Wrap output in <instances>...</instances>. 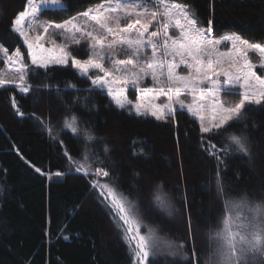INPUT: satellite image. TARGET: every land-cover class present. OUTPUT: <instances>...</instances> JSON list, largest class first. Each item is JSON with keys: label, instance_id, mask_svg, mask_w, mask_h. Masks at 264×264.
I'll list each match as a JSON object with an SVG mask.
<instances>
[{"label": "trees", "instance_id": "obj_1", "mask_svg": "<svg viewBox=\"0 0 264 264\" xmlns=\"http://www.w3.org/2000/svg\"><path fill=\"white\" fill-rule=\"evenodd\" d=\"M62 1L66 10L46 8L41 16L62 23L104 2ZM173 1L191 7L199 22L212 25L218 36L237 33L250 42L264 43V0ZM26 7L27 0H0V46L11 54L17 49L28 54L22 38L12 30ZM74 55L88 59L87 52ZM35 71L29 76V93L12 86L0 89V264H132L101 196L85 176L71 173L70 158L82 159L87 150L121 192L140 201L145 213L158 186L169 192L180 210V223L163 220L164 229L185 242L189 257L194 244L199 264H204L208 228L224 209L223 199L216 195L217 163L207 149L215 143L223 155L228 136L239 134L241 127L205 134L187 112L156 120L117 108L72 67ZM261 72L264 69L259 68ZM249 107L250 157L224 156L220 176L229 196L264 201V106ZM73 115L81 132L90 129L94 140L63 128ZM56 172L66 175L49 178Z\"/></svg>", "mask_w": 264, "mask_h": 264}, {"label": "snow or ice", "instance_id": "obj_2", "mask_svg": "<svg viewBox=\"0 0 264 264\" xmlns=\"http://www.w3.org/2000/svg\"><path fill=\"white\" fill-rule=\"evenodd\" d=\"M41 5H54L60 10H66L62 0H39L38 3L36 0H27L26 10L15 18L12 30L23 39L35 68L29 70L18 49L12 56L4 50L8 62L15 65V75L0 72V89L14 84L22 94H27L32 88L29 76L35 75L36 69L47 70L50 64L68 66L70 62L81 77L90 80L94 89H107V96L119 109H124L126 104L132 105L137 115H151L156 120H162L174 117L177 111L174 105H179L180 110L186 109L199 119L202 133L215 132L220 135L221 130L241 127L239 134L231 133L228 136L230 143L223 146V155L218 152L215 143L209 144L207 149L217 163L216 195L223 199L224 209L217 223L208 228V255L204 264H264V201L249 200L247 195L239 198L229 196L224 191L220 176L224 156L238 153L250 157L247 112L251 110L249 106H264V78H261L264 77V72L257 75L254 71L257 64L249 58V52L259 53L258 66L264 69V44L249 43L239 35H226L223 40L230 41L232 48L230 51L220 52L216 48L220 41L209 35L211 28L199 27L198 19L185 6L166 0H104L79 13L78 17L73 16L62 23L39 21ZM79 17L84 18V23H80ZM26 18H31L27 31ZM208 23L211 24V21ZM170 29H179V33L173 31L169 34ZM40 30L42 34L29 35L30 32L39 33ZM46 35L48 42L56 46L55 49L44 48L41 41L45 40ZM161 35L162 42L159 40ZM58 38L63 42L58 44ZM82 44L90 54L86 60L76 58L73 51L69 50L70 45ZM118 47L119 53L116 50ZM148 47L152 52L145 57ZM158 50L162 51L163 58H158ZM53 51L58 52V55L53 56ZM121 53L125 58L115 59ZM167 57L172 59H164ZM105 63L110 67H106ZM180 65L184 66L187 74L182 75L176 71ZM93 69L103 75H90V70ZM148 76L151 77L153 86L141 88V82ZM161 77H166V82ZM221 77L224 78L223 87L220 85ZM209 84L210 87H202ZM115 85L121 87L116 88ZM237 85L243 89L242 92L232 91ZM128 86L143 93L134 105L124 95ZM222 92L228 96L238 95L240 98L233 106H228L221 100ZM149 93L153 94L152 100L158 99V94L166 95L167 102L145 103ZM185 93L191 95V103L180 99ZM12 106L16 108L15 100ZM209 109L213 115L206 124L203 113ZM17 112L23 115L18 108ZM78 124V118L73 115L70 120H65L64 127L77 133ZM84 134L89 141L95 139L90 129L85 130ZM107 151L105 146V152ZM87 159L85 156V160ZM70 163L76 162L70 159ZM35 170L41 172L39 168ZM75 170L88 174L85 164H76ZM94 174L109 176L108 171L99 167ZM55 175L59 177L62 173L56 172ZM92 187L100 190V195L104 197L102 203L123 221L122 225L117 223V227L122 230L130 245L134 243L132 255L137 264H154L156 257L163 254L161 244L151 227L148 228L147 235L141 234V220L135 202L129 200L114 184L93 181ZM154 203L160 208H170L166 198L159 192L154 194ZM187 227L191 234L190 219ZM166 247L167 255H180L188 264H199L200 257L194 244L191 257L185 249L184 241L169 242Z\"/></svg>", "mask_w": 264, "mask_h": 264}, {"label": "rangeland", "instance_id": "obj_3", "mask_svg": "<svg viewBox=\"0 0 264 264\" xmlns=\"http://www.w3.org/2000/svg\"><path fill=\"white\" fill-rule=\"evenodd\" d=\"M36 2L38 3L39 0H36ZM166 2L182 4L183 6H185L188 9V11H189L190 14H194L196 16V18H197V15H196L195 11L191 7H189V6H187V5L183 4V3H180V2H177V1H173V0H166ZM62 3H63V5H65V3L63 1H62ZM95 6H97V5H95ZM46 8L47 9H59L58 7H56L54 5H47V6L41 5L40 12L38 13V20L39 21H47V22H50V21L44 19L41 16L42 11L44 9H46ZM137 10L139 11V10H142V9H137ZM30 21H31V18H26V20H25V30L26 31L28 30L27 25L29 24ZM79 21H80V23H84V18L79 17ZM50 23H55V22H50ZM122 23H123V21H122ZM198 26L201 27V28H205V29L211 28V32L209 33V35L214 40H219L220 41V43L216 45L217 50L220 51V52L230 51L231 48H232V44H231L230 41H224L223 40V37L224 36H226V35H239L237 33H226V34H223V35L218 36V35L214 34L212 25L206 27V26L202 25L199 22ZM51 31H53V30H50V32ZM151 31H152V29L150 28L149 29V32H151ZM162 31L163 30L161 29V33H162ZM173 31L176 34L179 33V29H170L169 30V34H172ZM36 34H42V30H40L39 33H37V32H30L29 33L30 36H35ZM77 35H79V33H77ZM239 36L242 39H245L241 35H239ZM145 38H147V36ZM159 40L162 42L163 35H161L159 37ZM62 42H63L62 39H60V38L57 39V43L58 44L59 43H62ZM41 43L44 44V48L45 49H55V47H56L55 45H53V44H51V43L48 42V36L47 35L45 36V40L44 41H41ZM249 43H253V42H250L249 41ZM26 48H27V46H26ZM4 50H6V49H4L2 46H0V72H3V73H5L7 75H10V76L11 75H15V72H14L15 65H12V64H10L8 62L7 58L4 55ZM69 50H72L73 51V54L75 52H77V53H85L86 52L84 50V45L83 44L80 45V46L70 45L69 46ZM116 50L119 53V47ZM27 51H28V49H27ZM20 52H21V55L23 56V62L28 66L29 70L34 69L35 66L31 64V57L28 54L25 55L22 51H20ZM151 52H152V49L150 47H148L145 50V53H144L145 57L150 56L151 55ZM7 53H8L9 56H12V55H14L15 52L13 54H11V53H9L7 51ZM45 54H48V53H45ZM51 54L53 56H55V55H58V52L53 51ZM89 55L90 54L88 53V58H89ZM76 58H78V57H76ZM122 58H125L122 53L119 54V55H117L115 57V59H122ZM158 58H163L162 57V51H160V50H158ZM249 58L251 60H253L257 64V67L254 69V71L257 73V75H259V73H258V69H259V66L258 65H259V60H260L259 53L249 52ZM78 59H80V58H78ZM164 59L171 60L172 58L171 57H167V58H164ZM213 59H215V57H213ZM81 60H84V59H81ZM176 61L177 62L179 61V57L176 58ZM52 66H63V65L50 64V67H52ZM105 66L106 67H110V65L108 63H105ZM63 67H71L70 62H69V65L68 66H63ZM75 70L78 72L77 69H75ZM165 71H166V69H165ZM176 71L179 74H182V75L183 74H187V70L184 68L183 65H180L176 69ZM96 74H99L101 76L103 75V73H97V70H95V69L90 70V75H96ZM261 78H264V77H261ZM161 80L164 81V82H166V77H161ZM223 80H224V78L221 77L220 78V85L222 87H223ZM10 86L16 87L14 84H8L5 87H10ZM145 86H149V87L153 86L150 76H148L147 78H145L144 81L141 82L140 87L143 88ZM210 86L211 85L209 84L207 86H202V87H210ZM114 87L119 88L121 86L120 85H115ZM97 90H99V89H97ZM100 91L103 92L104 94H107V89H103V90H100ZM232 91L233 92H237V91L242 92L243 89L242 88H239V86L237 85L236 87H234L232 89ZM124 95L127 97V100L132 101L133 102V105H134V103L136 102V100L139 97H141L143 95V93L140 92V91H137L136 89H133L131 86H128L127 87V90L124 92ZM152 95L153 94H151V93L148 94V98L145 100V103L161 104V103L167 102V96L166 95L158 94L159 95V98L156 99V100H152ZM239 98L240 97L238 95L228 96V95H225L223 92L221 93V100H222V102L225 103V104H227L228 106H233L236 102H238ZM180 99L184 100L185 103H191L192 102L191 95H189L187 93L181 95ZM174 107L177 109V111L175 112V115H176L177 112H187L186 109L180 110L179 109V105H174ZM124 109L125 110H128L129 112H133V113L137 114L136 111H135L134 106H132V105H127L126 104V107ZM142 111H143V109H142ZM188 114L192 118L198 120V122L200 124V121H199V119L197 117L192 116L190 113H188ZM203 114L206 116L205 123L208 124L209 121H211L213 114H212V112H211L210 109L207 110V111H205ZM141 116L155 118V117H153L151 115H141ZM168 118H171V117H166L165 119H162V120H166ZM70 119L71 118H68L67 120H70ZM63 128L65 130L71 131L70 129L65 128L64 127V124H63ZM50 130L51 131L53 130L52 127H50ZM74 134H76V135H78V134L79 135H84L81 132V130L79 128V125H78V132L77 133H74ZM85 156L88 157L87 160H85ZM70 159L71 160H74L76 162L75 164L74 163H70L71 173L80 174V175L85 176L91 182V184L93 183V181H98L100 184H105V183H107L109 185H113L114 184L112 182V179L110 178V175L108 177H105L102 174H100V175H95L94 174L95 173V169L98 168V167L101 168V166L99 164L100 162L96 160V158L92 155L91 151H88L87 150L85 152V154H84V156H83L82 159H74V158H70ZM76 164H85V166L88 167V174H85L83 171L77 172L75 170L76 169ZM101 169H103V168H101ZM103 170H105V169H103ZM41 173H44V172L41 170ZM65 175L66 174H63L62 173L61 176L57 177L55 174H48L49 178H58V179L59 178H64ZM95 190L100 195V190L98 188L95 189ZM157 192H159V194H161L163 197L166 198L168 205H170V208H160V207H157L156 206V204L154 203V194L157 193ZM124 195L127 196L126 194H124ZM127 197H128L129 200L135 202L136 208L138 209V217L141 220V226H140L141 234L147 235V232H148V228L149 227H151L156 232V234H157L158 240H159V242L161 244V250H162L163 254H161V255H159V256L156 257V260H155L154 264L159 263V262H164V263L167 264L169 262H176V261L183 262V261H185V260H183L181 258L180 255H177L175 257H172V256L167 255L168 248L166 247V245L169 242H176V243L181 242V241H178V240L174 239L173 237H170V235H168L166 233V231L164 229L165 227L163 226V220H171L172 222H179L180 223V210L177 208V206H176V204H175V202L173 200L172 195L169 192H167L161 185L158 186L156 188V190L154 191V193L152 194V198L150 199V203H146V207L145 208H147L146 210L149 211L148 214H147V212L145 213V211H144L145 209L142 207V204L140 203V201H137L135 199H132L129 196H127ZM101 198H102V200H104V197L101 196ZM106 208L108 209V211L110 213L109 214V216H110L109 217L110 222L112 223V225L114 226V228H116L117 231L120 232V235H121V237L123 239L124 245L126 246L127 251L129 253V255L131 256L132 264H137L134 256L132 255V248H134V246H135L134 243L130 245L129 242H128V240L124 237L122 230L117 227V223H119V224L122 225L123 224V221L119 220V218H118V216H116L115 212L110 211V209L108 207H106ZM169 212L171 214H169ZM158 216L161 217V222H160V220H159V222L157 221ZM206 237H207V235H206ZM185 249H186V244H185ZM206 258H207V256H206Z\"/></svg>", "mask_w": 264, "mask_h": 264}]
</instances>
